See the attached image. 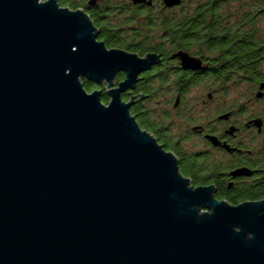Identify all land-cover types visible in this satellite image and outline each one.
<instances>
[{
    "label": "water",
    "instance_id": "1",
    "mask_svg": "<svg viewBox=\"0 0 264 264\" xmlns=\"http://www.w3.org/2000/svg\"><path fill=\"white\" fill-rule=\"evenodd\" d=\"M98 34L57 0H0V264H264V201L190 186L122 101L154 57Z\"/></svg>",
    "mask_w": 264,
    "mask_h": 264
},
{
    "label": "flooded vegetation",
    "instance_id": "2",
    "mask_svg": "<svg viewBox=\"0 0 264 264\" xmlns=\"http://www.w3.org/2000/svg\"><path fill=\"white\" fill-rule=\"evenodd\" d=\"M137 1L89 0L82 9L119 43L161 46L137 56L155 61L122 94L131 116L192 188L212 187L216 199L253 189L246 203L264 201V0ZM127 78L118 73L114 89ZM97 89L109 100L106 86Z\"/></svg>",
    "mask_w": 264,
    "mask_h": 264
},
{
    "label": "trees",
    "instance_id": "3",
    "mask_svg": "<svg viewBox=\"0 0 264 264\" xmlns=\"http://www.w3.org/2000/svg\"><path fill=\"white\" fill-rule=\"evenodd\" d=\"M42 1L44 2L48 0H42ZM88 1L89 0H57L60 7L68 8L72 11L86 9ZM87 13L91 15L90 12ZM91 18L95 27L99 31L98 34L99 41L104 42L109 49L119 48L129 53L136 54L138 56H145L147 54H157L158 52H161L160 50L161 46L156 44L154 45V44L144 43L140 45V44H132V43H127V44L119 43V39L113 36V34L110 32L111 31L110 28H108L105 24L101 23V21H98L94 16L91 15ZM178 47L182 50H185L186 52L192 51L190 50L192 47L190 48V45L185 43H179ZM170 48L171 49L169 53H172L174 50H176V45L172 44ZM83 84L85 89L89 93H92L97 89L96 85L86 80H83ZM102 101L104 102V104L109 103V100L107 98L102 99ZM240 192H244L243 196H241ZM254 194L255 191L253 189H246V190L237 189L236 191L234 190L230 195H223L222 192L220 191V194H218V196L216 197L217 200L221 202L225 201L231 206H239L246 202L255 201L256 199Z\"/></svg>",
    "mask_w": 264,
    "mask_h": 264
},
{
    "label": "rangeland",
    "instance_id": "4",
    "mask_svg": "<svg viewBox=\"0 0 264 264\" xmlns=\"http://www.w3.org/2000/svg\"><path fill=\"white\" fill-rule=\"evenodd\" d=\"M97 87V86H96ZM96 90H98V89H96ZM202 214V213H201Z\"/></svg>",
    "mask_w": 264,
    "mask_h": 264
}]
</instances>
